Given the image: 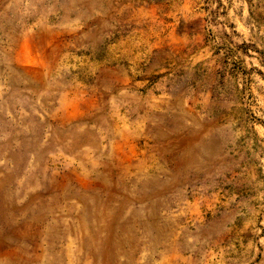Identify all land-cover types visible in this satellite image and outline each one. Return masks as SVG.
<instances>
[{
  "label": "rangeland",
  "instance_id": "rangeland-1",
  "mask_svg": "<svg viewBox=\"0 0 264 264\" xmlns=\"http://www.w3.org/2000/svg\"><path fill=\"white\" fill-rule=\"evenodd\" d=\"M0 264H264V0H0Z\"/></svg>",
  "mask_w": 264,
  "mask_h": 264
}]
</instances>
